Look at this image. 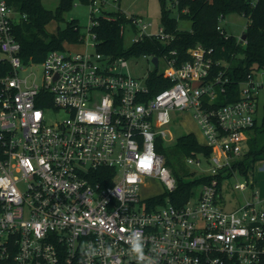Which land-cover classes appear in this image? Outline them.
Segmentation results:
<instances>
[{
  "label": "built area",
  "instance_id": "built-area-1",
  "mask_svg": "<svg viewBox=\"0 0 264 264\" xmlns=\"http://www.w3.org/2000/svg\"><path fill=\"white\" fill-rule=\"evenodd\" d=\"M119 2L88 0L92 41L85 50L56 49L41 62L25 63L15 27L27 16L0 0V262L138 264L131 252L138 231L142 264H263L258 190L237 180L231 189L250 196L233 208L221 202L225 182L236 174L225 169L248 151L258 124L264 78L248 73L238 99L218 105L229 77L216 65L229 63L197 44L180 64L175 49L143 54L153 63L157 57L156 67L160 60L168 66L155 70L171 84L152 92L151 73L142 80L124 71L127 57L98 51L90 29L119 11L126 19L120 32L132 28L134 44L154 37L166 45L174 35L163 26L151 33L150 22ZM181 111L191 112L202 145L212 149L205 154L211 167L201 174L208 179L182 205L169 198L154 204V197H141L146 177L160 180L166 192L177 187L157 142L173 140L167 127ZM186 160L202 163L197 154Z\"/></svg>",
  "mask_w": 264,
  "mask_h": 264
},
{
  "label": "trees",
  "instance_id": "trees-1",
  "mask_svg": "<svg viewBox=\"0 0 264 264\" xmlns=\"http://www.w3.org/2000/svg\"><path fill=\"white\" fill-rule=\"evenodd\" d=\"M73 1L61 0L59 6L52 10L45 8L42 0H11L16 9L27 16L15 27L21 43L20 54L25 63L41 62L52 50L67 49L66 44L83 42L86 34L81 31L74 18L67 21L64 28L59 26L55 32L48 29V24L52 21L64 20V14L71 9ZM80 1L88 3V0ZM170 4L168 0H160L162 26L166 32L174 35L169 44L163 45L154 37H145L140 43L133 44L126 50L123 44L125 35L120 32L126 19L122 13L115 11L111 12V18L99 17V24L90 29L96 35L97 50L114 57H129L143 54L161 56L175 49L180 64L189 59V48L201 44L207 49H213L215 60L229 63L227 68L221 63L216 65L217 70L227 69L226 75L229 77L227 97L221 93L218 105L238 99L240 84L247 74L264 70V0H170ZM173 6L178 8V17L171 14ZM232 12L242 13L248 18L243 32L246 34V43L228 34L221 25L225 16ZM184 18L191 20L190 29L179 27V19ZM148 83L154 93L171 84L156 70L149 75ZM250 135L248 151L225 169L230 175L238 171L249 177L250 173L253 174L256 162L264 160V114L262 123L256 124ZM157 151L164 156L165 164L171 168L177 179V187L173 191L155 196L151 201L162 204L169 198L172 203L182 205L208 179L204 175L190 180L182 178L183 161L197 153L210 155L212 149L200 144L193 132H188L178 136L169 148L163 145L162 140H158Z\"/></svg>",
  "mask_w": 264,
  "mask_h": 264
},
{
  "label": "rangeland",
  "instance_id": "rangeland-1",
  "mask_svg": "<svg viewBox=\"0 0 264 264\" xmlns=\"http://www.w3.org/2000/svg\"><path fill=\"white\" fill-rule=\"evenodd\" d=\"M61 0H42V3L45 8L55 10ZM170 4V0H168ZM171 5V4H170ZM114 6L110 7L113 8ZM119 8L125 11L130 15H136L142 17L145 21L150 22L151 26L148 31L151 33H158L159 27L162 26V15H161V5L160 0H120ZM172 16L178 17V8L177 6L172 7L171 11ZM99 14H96L98 16ZM64 20L61 21H52L48 24V29L55 32L57 28H64L67 21L71 19H76L80 25L81 31L86 34L85 43L80 44H66V48L71 50H85L86 42L92 41V38L89 34L88 27L90 25V8L87 3H84L80 0H74L73 5L69 11L64 14ZM248 18L239 12H232L225 16L221 21L222 27L226 30L228 34L234 35L240 38L247 26ZM192 25L191 20L189 19H179V27L183 29H190ZM134 35L135 32L132 28L126 30L124 36V48L128 50L134 44ZM92 46L89 45L88 50H92ZM155 69L157 72L165 71L168 69L167 64L164 60H160L158 67L152 62V59L148 56H129L127 57V66L124 68V71L131 73L133 76L144 79L150 73L154 72ZM38 74L41 73L42 68L37 67L35 70ZM29 72V71H27ZM262 70H257V78H264ZM264 114V89L261 92V97L259 98V110L256 114L257 123L260 125L262 123V118ZM171 134L173 135V140L163 142V145L166 147L172 146L176 138L182 134L188 132H193L200 144H205V137L203 132L197 123L196 119L192 116L190 111H181L176 112L173 115L171 123L167 127ZM159 136V135H157ZM197 158L201 159V166L196 165L195 163H189L185 159L183 161V168L181 172V177L185 180L194 179L195 177L201 175L204 172H207L210 169V163L205 159V154L197 153ZM264 161H258L254 165L253 174H249V177L244 176L240 172L235 171V175H232L231 178L225 182L223 188V201L221 204L226 208H233L238 201H245V197L250 196V191L243 193L240 190H232L231 188L236 183L237 180L245 181L247 178L250 182H254V189L258 190V195L260 198L259 206H264ZM210 171V170H209ZM166 193L165 185L154 177H146L141 188V197L143 199H148L150 197H155L160 194ZM224 199H227L225 203Z\"/></svg>",
  "mask_w": 264,
  "mask_h": 264
},
{
  "label": "clouds",
  "instance_id": "clouds-1",
  "mask_svg": "<svg viewBox=\"0 0 264 264\" xmlns=\"http://www.w3.org/2000/svg\"><path fill=\"white\" fill-rule=\"evenodd\" d=\"M136 240L131 245V252L135 255L138 264H142V262L145 260V252H144V243L141 239V233L136 231L135 232ZM107 254H110L111 250H106Z\"/></svg>",
  "mask_w": 264,
  "mask_h": 264
},
{
  "label": "water",
  "instance_id": "water-1",
  "mask_svg": "<svg viewBox=\"0 0 264 264\" xmlns=\"http://www.w3.org/2000/svg\"><path fill=\"white\" fill-rule=\"evenodd\" d=\"M241 38H242V40H245L246 39V34H242ZM153 61H154L155 64H157L158 63V58L154 57Z\"/></svg>",
  "mask_w": 264,
  "mask_h": 264
},
{
  "label": "crops",
  "instance_id": "crops-1",
  "mask_svg": "<svg viewBox=\"0 0 264 264\" xmlns=\"http://www.w3.org/2000/svg\"><path fill=\"white\" fill-rule=\"evenodd\" d=\"M251 134H252V132H251ZM260 161H264V160H260ZM264 166V165H263ZM248 179V178H247ZM249 180V179H248ZM252 184L254 185V182H252Z\"/></svg>",
  "mask_w": 264,
  "mask_h": 264
}]
</instances>
